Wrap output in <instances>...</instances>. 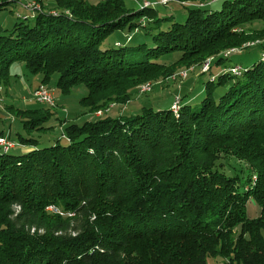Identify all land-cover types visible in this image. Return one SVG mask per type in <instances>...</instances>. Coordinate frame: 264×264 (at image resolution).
Instances as JSON below:
<instances>
[{
  "label": "trees",
  "instance_id": "1",
  "mask_svg": "<svg viewBox=\"0 0 264 264\" xmlns=\"http://www.w3.org/2000/svg\"><path fill=\"white\" fill-rule=\"evenodd\" d=\"M33 1L43 9L33 23L0 29V107L23 63L40 85L58 75L64 96L83 85L91 118L65 125L64 143L17 134L30 150L0 149V264H264V52L210 77L199 106L181 97L177 111L110 115L180 67L264 49V0H168L187 9L185 23L161 16L160 2ZM120 31L129 42L105 45ZM54 107L8 111L30 134L52 128Z\"/></svg>",
  "mask_w": 264,
  "mask_h": 264
},
{
  "label": "rangeland",
  "instance_id": "2",
  "mask_svg": "<svg viewBox=\"0 0 264 264\" xmlns=\"http://www.w3.org/2000/svg\"><path fill=\"white\" fill-rule=\"evenodd\" d=\"M9 1L12 2L0 9L1 30H12L17 23L25 20V17H27L31 23L34 22L38 12H31L23 7L26 2L31 0ZM89 1L94 2L95 0ZM127 4L130 7L139 9V5H136L130 0H127ZM206 7L211 10H219L222 8V3H214ZM156 9L161 16H173V21L178 23H185L188 16L187 9L177 3H171L167 6L159 5L156 6ZM127 34L128 33L126 31L115 32L105 41V45L111 46L120 42H126L128 41L127 36L130 35ZM246 45L247 44L243 45L242 48H237L236 51L224 61L222 66H213L212 64V68L210 66L209 70L204 72V65L207 62H209V64H211L210 62H213L212 58H208L201 64L178 68L173 74H171L170 77L165 78V80L161 79L159 81L148 82L141 85V88H138L139 93L133 95L129 104L125 106L111 107L112 112L110 111V115L118 116V112H120L125 116H133L139 114L143 107H152L154 110L171 109L173 104L177 101L179 102L181 97H185V100H189V104L199 106L205 95V84L210 80V77L217 76L221 71L227 72L231 66L242 67L245 69L252 66L262 57L264 49H262L260 46L248 47ZM222 54L221 57L223 58L224 56ZM211 69L212 71L210 72ZM10 71L11 83L8 87H4V92H8L7 95L6 93H3L5 100V103L3 102L4 105L14 106L16 109L30 110L44 107L35 101H30L31 88H33L38 83L40 76L29 73L23 63L12 64ZM181 73L182 75H180ZM57 80L58 75H54L49 84V88L54 92L55 95L56 106L53 108L55 113L54 117L49 122H47L45 126L52 128L47 131L31 130V133L29 134V131L24 129L22 122H20L21 119L15 114V111L10 113V111L7 112L0 109V129L6 134L11 131L13 138L16 139L15 141H17V134L23 135L24 137H33L38 139L40 141L38 145L40 148L52 146L58 139H61V143H64L62 140V134L65 125L68 123L82 124L91 118V115L88 114L86 108L80 104L81 99L84 98L88 93L87 89L83 85H80L75 87L68 96H64L60 94L58 90H56ZM211 81H214V78ZM146 85L151 87L150 91L143 90ZM178 102L174 110L178 109ZM1 111L7 115V118H5L6 116ZM21 148L22 147H18L12 150L10 153L20 155L23 153ZM233 162L235 161L230 159L228 164L233 166L231 165ZM248 213L251 217L257 216L258 209L254 205H250L248 208ZM207 264H224V260L222 258H209L207 260Z\"/></svg>",
  "mask_w": 264,
  "mask_h": 264
},
{
  "label": "built area",
  "instance_id": "3",
  "mask_svg": "<svg viewBox=\"0 0 264 264\" xmlns=\"http://www.w3.org/2000/svg\"><path fill=\"white\" fill-rule=\"evenodd\" d=\"M143 1H150V2H162L160 0H134L135 3L143 2ZM165 6L169 5L168 2H162ZM23 7L25 9H29L32 12H36V10H43L32 6V2H26ZM210 67L207 68L209 70ZM233 70L241 71L240 67L233 68ZM33 99L43 106L49 107V101H56L54 92L45 85H40L33 93ZM1 100V99H0ZM176 102L173 104L175 106ZM18 147H23L18 142L10 139V138H0V149L2 151H12Z\"/></svg>",
  "mask_w": 264,
  "mask_h": 264
},
{
  "label": "crops",
  "instance_id": "4",
  "mask_svg": "<svg viewBox=\"0 0 264 264\" xmlns=\"http://www.w3.org/2000/svg\"><path fill=\"white\" fill-rule=\"evenodd\" d=\"M10 74H11V71H10ZM40 81H41V80H39L38 83H37L33 88H31V99H30V101H33V93H34V91L38 88V86L40 85ZM10 83H11V82H10ZM3 93H6V95L8 94L7 91L4 92V89H3ZM26 102H27V101H26ZM4 103H5V100H4ZM4 103H3V106L0 107V109L9 112V111H8V107H9V105H4ZM1 112H2V111H1ZM2 113L6 116L5 118H7V115H6L4 112H2ZM8 117H9V116H8ZM8 135H10V137H11L10 139H12V140H14V141L16 140V139L13 138V135H12V132H11V131H9V133L6 134V137H8ZM16 142H18V141H16ZM21 149H22L23 153H25L26 151L30 150L29 148H27V147H25V146H23Z\"/></svg>",
  "mask_w": 264,
  "mask_h": 264
},
{
  "label": "bare ground",
  "instance_id": "5",
  "mask_svg": "<svg viewBox=\"0 0 264 264\" xmlns=\"http://www.w3.org/2000/svg\"><path fill=\"white\" fill-rule=\"evenodd\" d=\"M162 2H168V0H161ZM162 2H160L161 4H164V3H162ZM32 6H34V7H36V8H39V6L33 1L32 2ZM28 11H29V9H27ZM226 54V53H225ZM228 56V55H227ZM208 63L207 64H205L204 65V67H203V71H206L207 70V68H208ZM183 73V72H182ZM182 73L180 74V75H182ZM235 73L236 74H239V71H237V70H235ZM144 91H150L151 90V87L149 86V85H146L145 86V88L143 89ZM0 99H1V96H0ZM2 100V99H1ZM1 100H0V102H1ZM176 105H177V103L175 104V106L173 107V109H175V107H176ZM49 106L50 107H54L55 106V101H49ZM178 110V109H177ZM177 110H175V111H177ZM103 113L102 112H99V113H97L95 116H96V118L97 117H99V116H101Z\"/></svg>",
  "mask_w": 264,
  "mask_h": 264
}]
</instances>
